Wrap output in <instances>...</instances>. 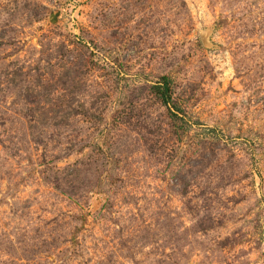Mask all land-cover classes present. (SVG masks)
<instances>
[{"label": "rangeland", "instance_id": "obj_1", "mask_svg": "<svg viewBox=\"0 0 264 264\" xmlns=\"http://www.w3.org/2000/svg\"><path fill=\"white\" fill-rule=\"evenodd\" d=\"M0 264H264V0H0Z\"/></svg>", "mask_w": 264, "mask_h": 264}, {"label": "trees", "instance_id": "obj_2", "mask_svg": "<svg viewBox=\"0 0 264 264\" xmlns=\"http://www.w3.org/2000/svg\"><path fill=\"white\" fill-rule=\"evenodd\" d=\"M153 88L157 97L163 104L168 105L172 101L173 86L171 78L164 76L162 81Z\"/></svg>", "mask_w": 264, "mask_h": 264}]
</instances>
